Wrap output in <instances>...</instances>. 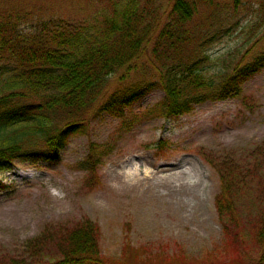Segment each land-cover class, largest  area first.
<instances>
[{
    "label": "rangeland",
    "instance_id": "rangeland-1",
    "mask_svg": "<svg viewBox=\"0 0 264 264\" xmlns=\"http://www.w3.org/2000/svg\"><path fill=\"white\" fill-rule=\"evenodd\" d=\"M117 1L0 0V13L18 19L17 30L27 33L49 19L91 21ZM138 1L146 8L144 22L155 31L171 0ZM234 2L197 0L191 41L174 58L183 61L205 50L213 75L264 55V0ZM220 27H229L230 34L205 43ZM171 63L164 58L150 63L141 55L109 76L107 94L85 131L67 140L58 160L37 154L42 144L35 138L19 141L21 153L37 155L19 156L0 171V264L32 263L25 248L29 240L44 241L50 229L85 220L98 229L101 256L114 264H264V245L254 233L264 215V59L260 71L244 81L240 97L206 101L185 115L148 113L163 98L157 87L123 109L125 122L100 110L111 95L155 80V68ZM0 138V146L6 144ZM159 141L167 149L155 150ZM92 143L102 158L93 176L79 169ZM223 160L247 183L235 202L238 227L243 226L236 236L237 227L221 226L214 203L220 192L216 168L223 169Z\"/></svg>",
    "mask_w": 264,
    "mask_h": 264
},
{
    "label": "trees",
    "instance_id": "trees-1",
    "mask_svg": "<svg viewBox=\"0 0 264 264\" xmlns=\"http://www.w3.org/2000/svg\"><path fill=\"white\" fill-rule=\"evenodd\" d=\"M197 14V0H171L163 23L157 22L153 31L152 25L144 22L146 8L138 0H119L111 3L110 10L97 12L91 21L49 19L22 33L17 30L18 19L0 13V137L6 140L0 146V171L22 155L58 160L67 140L85 131L89 117L107 94L109 76L135 63L141 55H147L150 63L162 58L172 59V63L161 71L155 68V80L113 94L103 103L100 110L122 122L123 109L155 87L163 92V98L148 113L163 118L188 114L206 101L240 97L244 81L263 67L264 55L232 72L223 69L213 75L208 74L205 50L183 61L174 58V51L191 41L190 26ZM229 34V27L216 28L205 43ZM31 138L42 144L39 153L29 149L21 153L19 141ZM164 145L159 141L154 148L167 149ZM101 159L98 145L92 143L79 169L93 176ZM221 163L223 169L216 168L220 192L214 203L221 226L230 223L237 227L236 236L243 226L238 227L235 202L247 183L230 160ZM248 168L245 166L242 173ZM254 233L257 242L264 245L263 214ZM45 235L49 236L44 241L40 237L25 245L32 263L21 259L11 260V264H114L101 256L98 229L91 221L73 228H52ZM46 241L48 246L53 244V250L45 249Z\"/></svg>",
    "mask_w": 264,
    "mask_h": 264
}]
</instances>
